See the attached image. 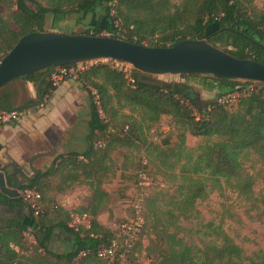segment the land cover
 Wrapping results in <instances>:
<instances>
[{"label":"trees","instance_id":"obj_1","mask_svg":"<svg viewBox=\"0 0 264 264\" xmlns=\"http://www.w3.org/2000/svg\"><path fill=\"white\" fill-rule=\"evenodd\" d=\"M98 5L109 25L88 28L81 34L101 36L107 32L113 38L151 48L205 40L236 59L264 65V10L252 0H0V60L23 36L45 31L47 15L59 21L68 15L91 13ZM53 69L12 81L30 82L36 89L48 75L39 88L41 96L48 98L57 89L49 79ZM192 76L218 83L228 93H238L234 109L218 102L225 94L200 107L184 85L158 81L135 70L127 75L111 61L97 62L78 72L76 80L88 97L86 148L56 156L44 171H38L29 182L23 181L21 189L40 195L42 210L38 216L26 207L22 213V201H9L0 193V206L20 210V217H9L0 226V264H140L136 252L142 246L144 231L148 241L142 252L148 264H264V254L246 262L241 248L221 228L213 230L216 242L199 248L188 246L179 235L183 230L179 222L196 214V202L205 201L211 191L221 192L226 187L252 200L254 181L245 172L244 163L251 155L264 163V84L212 75L181 77ZM35 102L38 98L25 106ZM11 109L10 94H1L0 113ZM123 109L137 118L121 124L119 134L113 133L100 112L116 122ZM162 117H169L175 125L176 141L163 140L158 146L145 133ZM186 134L203 140L194 152L186 149ZM114 145L142 150L159 171L177 183L164 208H151L150 220L142 226L125 260L104 261L96 252L114 233L96 218L108 202L102 185L111 168L110 149ZM75 185L88 186L90 195L86 204L68 211L52 194H65ZM71 214L87 215L88 226L70 228ZM57 231L72 239L70 250L62 254L50 249ZM82 252L85 255L79 257Z\"/></svg>","mask_w":264,"mask_h":264},{"label":"rangeland","instance_id":"obj_2","mask_svg":"<svg viewBox=\"0 0 264 264\" xmlns=\"http://www.w3.org/2000/svg\"><path fill=\"white\" fill-rule=\"evenodd\" d=\"M252 2L257 8L264 10V0H252ZM29 7L33 9L31 4H29ZM2 11L3 8L0 6V12ZM52 18L51 15H47L46 24H63L66 20L68 24H73L76 28L84 26V31L88 27L93 28L96 25L103 27L109 25L100 5L88 16H83V14L68 15L59 21H54ZM109 61L87 62L82 67L86 69L97 62ZM114 65L116 67V62H114ZM153 77L158 81L184 85L188 88L187 94L200 107L214 102L218 98V94H225V96L232 94L228 93L229 91L218 83H213V81L201 76L182 78L181 76L164 75ZM64 82H67L69 87L65 86L68 107L62 111V117L66 121L63 128L51 126L42 132L44 134L34 136L33 141L30 140L27 132L25 141L22 140L26 150L25 163H28L35 154L50 153L46 157L33 161L32 167L36 171H44L56 156L68 149L82 151L86 148L85 136L89 110L87 94L82 90L78 81L73 78L61 82L57 88H61ZM88 89L92 93L94 92L93 89ZM37 98L38 96L34 101ZM51 106L50 99L46 97L43 98L40 105L32 108L33 110H26L25 114L32 112L35 114L38 110L47 112ZM226 107L234 109L235 100L226 103ZM100 115L105 122H109L111 132H116V134H119L121 124L131 123L133 117L137 118L127 109L119 111L116 122L111 121L103 112H100ZM176 132L177 129L170 118L162 117L159 123L150 129L149 133H145V137L161 146L163 140L171 139L175 142ZM202 142L201 138L186 134L185 146L188 151L194 152ZM62 145H66L68 149L63 148ZM110 158L111 168L102 185V188L108 193V202L96 219L108 230L116 232L122 222L131 221L136 217V211L139 208L143 226H145L150 220L151 208H164L168 199L174 194L177 182L167 173L159 171L142 150L138 152L131 148L114 145L110 149ZM244 170L252 176L254 181L252 200H245L225 187L221 192L211 191L205 201H197L196 214L179 222L180 227L183 229L179 235L183 237L188 246L199 248L208 242H216L213 230L214 228H221L241 248L246 262L264 254V163L255 155H251L244 163ZM52 195L55 196L57 203L64 204L69 209L74 210L87 203L90 190L86 185H75L65 194L56 195L53 193ZM11 216L20 217V210L9 211L7 208L0 206V225ZM62 234L65 235L61 232ZM27 238L30 240L28 236ZM54 238L52 242L55 241ZM147 241L148 236L144 231L140 240L142 246L136 252V260L140 264H148L142 252L144 246L147 245ZM50 247L51 249L55 248L51 244ZM54 250L58 252V249L55 248ZM121 264L129 263L123 262Z\"/></svg>","mask_w":264,"mask_h":264},{"label":"water","instance_id":"obj_3","mask_svg":"<svg viewBox=\"0 0 264 264\" xmlns=\"http://www.w3.org/2000/svg\"><path fill=\"white\" fill-rule=\"evenodd\" d=\"M107 60L128 65L139 73L151 76L212 75L264 84V65L236 59L205 40H184L165 48H151L113 37L43 31L23 36L1 58L0 89L14 79L48 68ZM47 76L36 87L38 102L9 112L40 105L43 97L39 88ZM48 155L50 153L35 154L30 158L28 168L0 164V193L3 197L20 203L22 181L29 182L38 175L32 167L33 161Z\"/></svg>","mask_w":264,"mask_h":264},{"label":"crops","instance_id":"obj_4","mask_svg":"<svg viewBox=\"0 0 264 264\" xmlns=\"http://www.w3.org/2000/svg\"><path fill=\"white\" fill-rule=\"evenodd\" d=\"M88 14L89 13L83 14V16L86 15L88 16ZM55 26L58 27L56 28ZM96 27H98V25H96ZM84 28H85L84 26L76 28L75 25L68 24V21L66 20L63 22V24L45 23V27H44L45 32H56V33H66V34H81V32L84 31L83 30ZM65 86L69 87V84L67 82H64L61 88L60 87L57 88L54 92L50 94L48 98L50 99L52 106L47 112H42L41 110H38L35 114L33 112L25 114L26 113L25 111L23 113L25 115H23L18 121L5 123L2 124V126H0L1 166L9 165L11 167V164H14L17 167L24 166L25 168H28V163H25L24 161L25 160L24 155L26 150L22 143V140L24 142L26 139L25 136L27 132L29 133L30 140L33 141L34 136H37V134L38 135L44 134L42 132H44L45 129L47 130L51 126H55L56 128L57 127L63 128L64 122L66 121L62 117V111L68 107V103H66L67 97L65 96L66 95ZM4 93L10 94V104L14 108L24 107L27 102L34 101L37 96L34 85L30 82H26L23 80H15L8 83L0 91V95ZM62 147L68 149L66 145L65 146L62 145ZM70 151L72 150L68 149L65 152H70ZM82 151H78V152H82ZM58 204L68 211H73V209H69L64 204H60V203ZM21 212L26 213L25 206L22 207ZM3 224H1L0 226H2ZM62 235L61 232L58 231L56 232L55 235L56 239L54 238L55 241H53L51 245L52 246L54 245L55 248L58 249V252L54 250L55 248L51 249L50 247L52 252L57 254H62L70 250L72 246L71 237L68 235H63V236Z\"/></svg>","mask_w":264,"mask_h":264},{"label":"built area","instance_id":"obj_5","mask_svg":"<svg viewBox=\"0 0 264 264\" xmlns=\"http://www.w3.org/2000/svg\"><path fill=\"white\" fill-rule=\"evenodd\" d=\"M101 36L111 37V33L103 32ZM85 63L75 64V66L70 68L59 67L54 68L50 74L49 78L53 86H58L65 78H77V74L80 71H83L85 68L82 67ZM116 67L122 70L127 75L130 73V66L124 64L116 63ZM252 86H249L248 89H251ZM95 94V92H93ZM239 97L238 93H232L231 95L222 96L218 99L219 103H228L231 100H235ZM97 98V97H96ZM25 111H16L9 113H0V124L10 123L13 121H18L24 114ZM21 201L24 206L29 209L33 215L36 217L41 213V199L40 195L30 189H21L20 192ZM71 221L69 224L70 228L77 230L78 226H88L89 217L87 215H75L71 214ZM143 226V219L139 208L136 211V217L128 222H122L116 232L114 233L113 238L110 242L104 246L98 248L96 255L101 260H112V259H121L125 260L128 252L133 248L138 233L140 232ZM30 238V237H29ZM84 252L79 254V257H83Z\"/></svg>","mask_w":264,"mask_h":264},{"label":"flooded vegetation","instance_id":"obj_6","mask_svg":"<svg viewBox=\"0 0 264 264\" xmlns=\"http://www.w3.org/2000/svg\"><path fill=\"white\" fill-rule=\"evenodd\" d=\"M11 169V168H10ZM29 177H31V175H28ZM23 182V181H22Z\"/></svg>","mask_w":264,"mask_h":264}]
</instances>
